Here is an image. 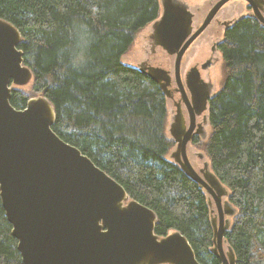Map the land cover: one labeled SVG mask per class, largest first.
<instances>
[{"label": "trees", "instance_id": "1", "mask_svg": "<svg viewBox=\"0 0 264 264\" xmlns=\"http://www.w3.org/2000/svg\"><path fill=\"white\" fill-rule=\"evenodd\" d=\"M160 12L159 0H0V19L21 34L33 73L32 93L14 90L9 102L22 110L31 97L46 98L54 133L153 211L157 236L177 231L200 264H221L212 251V203L167 159L173 142L162 90L121 62ZM219 51L223 80L199 147L233 208L224 241L235 264H264V27L239 18ZM11 231L0 200V264H23Z\"/></svg>", "mask_w": 264, "mask_h": 264}, {"label": "water", "instance_id": "2", "mask_svg": "<svg viewBox=\"0 0 264 264\" xmlns=\"http://www.w3.org/2000/svg\"><path fill=\"white\" fill-rule=\"evenodd\" d=\"M229 1L218 0L194 32L191 14L164 2L155 35L175 56V71L191 43ZM244 1L264 27L260 1ZM20 41L19 31L0 19V200L22 263L200 264L180 233L159 240L154 214L129 200L115 180L54 133L55 113L46 98H31L22 110L10 104V84L23 85L31 77ZM154 73L166 77L167 72L159 67L147 71L164 90L162 78ZM189 135L178 144L176 163L212 203L213 253L222 264H235L232 249H224L226 217L233 214L231 205L223 202L227 191L207 164L199 171L192 167L186 152Z\"/></svg>", "mask_w": 264, "mask_h": 264}, {"label": "rangeland", "instance_id": "3", "mask_svg": "<svg viewBox=\"0 0 264 264\" xmlns=\"http://www.w3.org/2000/svg\"><path fill=\"white\" fill-rule=\"evenodd\" d=\"M167 0H159L160 8L163 9V4ZM170 2L185 8L190 14L192 19V31L194 32L199 28L204 21L207 13L212 8V6L218 0H169ZM261 5L262 14L264 16V0H259ZM253 16L252 10L248 3L244 0H231L226 3L213 18L211 23L206 27V29L191 43L188 49L185 51V58L182 61V65L185 68L195 64L196 62H201L205 58L209 57L207 53L211 49L213 43L222 42L225 30L230 27L239 18ZM155 25L156 23L150 24L145 29L135 35L134 42L130 47L129 51L122 56L121 62L132 68L148 71L150 68H162L168 69L174 65L175 56L168 54L160 45L159 41L155 35ZM184 56V55H183ZM216 57V62L213 66L209 67L206 76L211 81L212 89L211 95L216 94L221 87L223 80V70H222V56L220 52H216L213 56ZM33 80L32 77L23 85H11V89L22 91L24 93H32ZM40 95H35L31 98H38ZM29 98V99H31ZM168 107V106H167ZM169 110V108H168ZM171 112L169 114V118ZM166 134L169 136V124L166 126ZM205 137L204 140L209 135L210 127L209 122L204 125ZM174 148L170 150L167 155V159L173 163H176V158L173 154ZM187 151V156L192 167L199 171L203 168L204 164H207L210 170V165L208 159L205 157L203 150L200 147L191 145ZM200 154L202 158H199ZM228 194L223 198L224 203L227 202ZM211 203L210 199L208 198ZM126 204V202L124 203ZM213 217H216L212 205ZM235 212V210H234ZM233 214L226 217V223L228 226L232 223ZM228 229V228H227ZM224 249L227 252L228 246L224 241Z\"/></svg>", "mask_w": 264, "mask_h": 264}, {"label": "flooded vegetation", "instance_id": "4", "mask_svg": "<svg viewBox=\"0 0 264 264\" xmlns=\"http://www.w3.org/2000/svg\"><path fill=\"white\" fill-rule=\"evenodd\" d=\"M220 44L221 42L213 43L211 49L207 53L208 55L210 54V56L205 58L201 62H196L195 64L189 66V68H185L184 65H182V61L185 58V54H186L185 53L181 60L178 72L175 71V66L173 65L168 69H164L167 72L166 77L154 73L157 78L158 76L162 78L161 84L164 86V90H162L161 88L160 89L162 90V93L164 95L166 107L168 106L167 125L169 124V132H170V135L168 137L173 142L172 148H174L173 151L174 157H175V153L177 152L179 142L183 141L185 135L188 132H190V135L186 150L189 149L191 145L196 146L198 148L200 146V143L205 141L204 125L207 123L208 120L209 100L212 97L211 95L212 84L211 81L207 78L206 73L209 67L213 66L214 63L216 62V57L214 58L213 56L216 52L217 53L220 52L219 51ZM23 65L26 66L24 64V61H23ZM26 67L29 68L28 66ZM30 71L33 80L32 70L30 69ZM12 84L14 83H11L9 87H11ZM13 91L14 90H12V92ZM170 112H171V116L169 118ZM199 158H202L201 154ZM129 200L131 199L129 198ZM125 202L126 204H124ZM127 202L128 201H124L122 205L126 206ZM151 212L153 213V211ZM156 221L157 218L155 216L154 228ZM175 233L178 232L170 231L166 236L163 237H159L155 233L154 234L157 236L159 240H162V239H166L167 237Z\"/></svg>", "mask_w": 264, "mask_h": 264}, {"label": "bare ground", "instance_id": "5", "mask_svg": "<svg viewBox=\"0 0 264 264\" xmlns=\"http://www.w3.org/2000/svg\"><path fill=\"white\" fill-rule=\"evenodd\" d=\"M215 254V253H214ZM216 256H217V258H219V256H218V254H215ZM219 260H220V258H219ZM220 262H221V260H220ZM222 264V263H221Z\"/></svg>", "mask_w": 264, "mask_h": 264}]
</instances>
